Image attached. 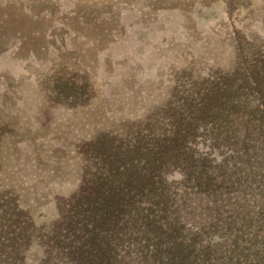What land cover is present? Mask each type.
Listing matches in <instances>:
<instances>
[{"label": "rangeland", "instance_id": "1", "mask_svg": "<svg viewBox=\"0 0 264 264\" xmlns=\"http://www.w3.org/2000/svg\"><path fill=\"white\" fill-rule=\"evenodd\" d=\"M227 1L0 0V184L37 229L79 192L99 134L125 137L173 93L230 70L240 41L264 45V0Z\"/></svg>", "mask_w": 264, "mask_h": 264}, {"label": "trees", "instance_id": "2", "mask_svg": "<svg viewBox=\"0 0 264 264\" xmlns=\"http://www.w3.org/2000/svg\"><path fill=\"white\" fill-rule=\"evenodd\" d=\"M237 49L154 120L88 143L79 192L46 230L0 184V264H26L34 245L39 264H264V45Z\"/></svg>", "mask_w": 264, "mask_h": 264}]
</instances>
